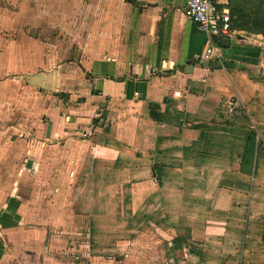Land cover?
I'll return each instance as SVG.
<instances>
[{
    "label": "crops",
    "instance_id": "obj_1",
    "mask_svg": "<svg viewBox=\"0 0 264 264\" xmlns=\"http://www.w3.org/2000/svg\"><path fill=\"white\" fill-rule=\"evenodd\" d=\"M116 1L111 45L87 47L76 93L60 89L49 122L26 131L27 155L0 124V264H264V33L217 43L185 0ZM36 176L53 179L38 201L82 212L83 234L56 213L39 220L73 230L25 220Z\"/></svg>",
    "mask_w": 264,
    "mask_h": 264
},
{
    "label": "rangeland",
    "instance_id": "obj_2",
    "mask_svg": "<svg viewBox=\"0 0 264 264\" xmlns=\"http://www.w3.org/2000/svg\"><path fill=\"white\" fill-rule=\"evenodd\" d=\"M243 1L246 5L264 12V0ZM116 2V0H0V124L10 126L9 134L4 137L25 140L21 141L25 143V155L29 149L27 147L29 140L38 137L36 133L29 135L26 131L37 130L39 123L49 122L52 114L48 109L56 103L55 95L64 93L59 92L60 89L72 88L73 93H76L77 79L85 76V67L79 64L84 61L86 54L91 53L87 47L111 45L113 37L111 25L113 15L117 11ZM227 8L233 31L254 32L247 27L251 26V22L246 23L247 19L242 20L238 14L232 15L228 4ZM245 13L248 17L251 16L249 11ZM116 41L115 34L114 44ZM65 99L67 101L68 98ZM13 151L17 152L15 149ZM13 151L8 150L9 153ZM49 151L54 153L52 155L56 158L59 157L60 152H55L54 148ZM34 155L36 156V147ZM31 166L33 165H30V168ZM59 168H62L61 164L54 175L56 173L62 175ZM37 170L35 163L29 171L35 173ZM37 177L25 178V220L28 218L37 226H49L51 234L57 233L60 229L73 230L74 226H63V221H43V217L39 220L41 214H46L44 215L46 218L53 217L56 213L55 217L58 216V219H67L68 222L64 223L80 222L83 225V221L86 220L82 212L66 209L67 207H62L66 214L62 209L54 210L60 205L54 203L53 195L43 194L41 201H38V192L46 191L48 186L52 185L53 179L46 176L47 179L44 180L47 183H44V180ZM71 212L72 217L69 218ZM131 216L132 210L127 209L126 221L122 223L125 229L133 228ZM82 227H78L80 235L85 231V226ZM126 233L131 236L133 232ZM236 234L240 240V231L238 230ZM80 235L76 236L80 239ZM84 241L86 243V240ZM84 241H76V251H81L78 245L84 246ZM254 243L250 242L248 248H256ZM56 244L62 245V249L67 246V242ZM209 245L211 248H217V243L211 242ZM222 248L229 249V243L222 242Z\"/></svg>",
    "mask_w": 264,
    "mask_h": 264
},
{
    "label": "built area",
    "instance_id": "obj_3",
    "mask_svg": "<svg viewBox=\"0 0 264 264\" xmlns=\"http://www.w3.org/2000/svg\"><path fill=\"white\" fill-rule=\"evenodd\" d=\"M227 9L220 7L218 0H185L186 15L209 37L213 34L224 37L231 35L230 12ZM215 53L216 48L211 44L206 57Z\"/></svg>",
    "mask_w": 264,
    "mask_h": 264
},
{
    "label": "trees",
    "instance_id": "obj_4",
    "mask_svg": "<svg viewBox=\"0 0 264 264\" xmlns=\"http://www.w3.org/2000/svg\"><path fill=\"white\" fill-rule=\"evenodd\" d=\"M228 5L231 9L232 15L238 14L239 18L242 17V20L247 19L246 23H252L251 26H247L248 28L252 29V31L254 32L264 33V12L262 10L259 11L253 8V6L246 5L243 0H229ZM245 11H249L251 13V16L248 17ZM253 25L258 27H254Z\"/></svg>",
    "mask_w": 264,
    "mask_h": 264
},
{
    "label": "water",
    "instance_id": "obj_5",
    "mask_svg": "<svg viewBox=\"0 0 264 264\" xmlns=\"http://www.w3.org/2000/svg\"><path fill=\"white\" fill-rule=\"evenodd\" d=\"M212 38H213V40L215 41V42H220V43H223L224 41H226L223 37H220V36H218V35H216V34H213L212 35ZM191 63L190 62H188V64L186 65V66H182L181 68H184L185 69V71L186 72H191V70H192V66L190 65ZM206 64H209V62H206Z\"/></svg>",
    "mask_w": 264,
    "mask_h": 264
}]
</instances>
